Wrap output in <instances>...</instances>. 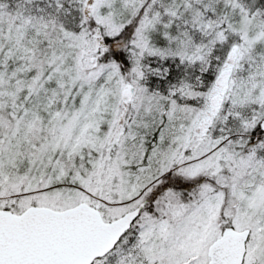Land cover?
<instances>
[{
	"label": "snow or ice",
	"instance_id": "6c2138e0",
	"mask_svg": "<svg viewBox=\"0 0 264 264\" xmlns=\"http://www.w3.org/2000/svg\"><path fill=\"white\" fill-rule=\"evenodd\" d=\"M0 264H264V0H0Z\"/></svg>",
	"mask_w": 264,
	"mask_h": 264
}]
</instances>
